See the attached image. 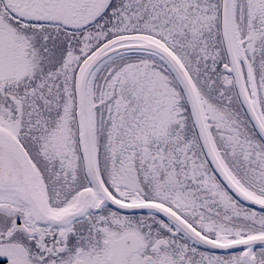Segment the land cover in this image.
Masks as SVG:
<instances>
[{
    "label": "snow or ice",
    "instance_id": "6c2138e0",
    "mask_svg": "<svg viewBox=\"0 0 264 264\" xmlns=\"http://www.w3.org/2000/svg\"><path fill=\"white\" fill-rule=\"evenodd\" d=\"M0 264H264V0H0Z\"/></svg>",
    "mask_w": 264,
    "mask_h": 264
}]
</instances>
